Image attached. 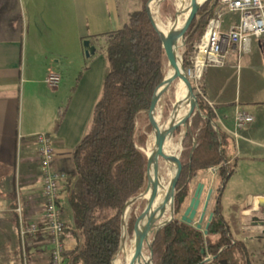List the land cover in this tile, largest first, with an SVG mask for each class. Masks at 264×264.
<instances>
[{
    "label": "crops",
    "instance_id": "obj_1",
    "mask_svg": "<svg viewBox=\"0 0 264 264\" xmlns=\"http://www.w3.org/2000/svg\"><path fill=\"white\" fill-rule=\"evenodd\" d=\"M131 13L127 10L125 15L129 17ZM125 17H120L111 0H0V264H49L50 244L46 233L41 231L22 239L17 212L19 209L25 225H42V173L34 141L37 133L46 134L51 140L52 169L68 176L62 184L59 209L66 223L63 236L66 254L71 252L74 244L69 236L74 223L66 201L73 182H69L71 151L86 131L105 68L104 57L96 54L103 41L89 45L88 38L119 29L125 24ZM236 21L235 14L226 13L223 29ZM253 40L264 52L262 36ZM252 41L249 49L241 53L250 52ZM235 53L229 46L225 63L204 71L201 88L212 106L205 102L212 111L213 125L228 136L223 150L229 162L239 165L246 161L255 170H262L260 178H264V57L260 54L255 58L257 65L253 67L263 85L249 83L245 90L236 89L228 96L229 76L219 68L225 67L228 56ZM87 55L91 59L83 69ZM50 73L61 76L56 88L45 84ZM61 108L64 114L57 124ZM239 110L247 111L254 120L236 130L234 118ZM234 131L238 138L230 134ZM216 171L217 168H209L190 184L184 209L196 184L203 185L196 218L209 191H212L211 200L215 199ZM256 195H264V182L245 191L237 203L242 218L241 241L248 253L247 241L264 248V221L260 217H264V206H259L258 213L245 215L242 211L246 199Z\"/></svg>",
    "mask_w": 264,
    "mask_h": 264
},
{
    "label": "trees",
    "instance_id": "obj_2",
    "mask_svg": "<svg viewBox=\"0 0 264 264\" xmlns=\"http://www.w3.org/2000/svg\"><path fill=\"white\" fill-rule=\"evenodd\" d=\"M136 1L138 8L122 27L88 38L89 45L103 41L96 54L104 57L105 68L86 131L71 151L69 182H73L66 201L74 223L69 236L74 246L63 257V264H111L120 241L126 195L147 176L144 118L149 97L159 84L163 51L147 17L149 0ZM218 5L219 0H208L199 8L197 20L185 35L184 69L191 65L194 45ZM160 18L174 20L171 1L160 8ZM90 59L87 55L83 69ZM196 98L200 114L192 117L181 143L182 169L174 190L173 219L152 236V264H252L245 243L231 236L221 213L222 185L234 172L223 150L228 136L220 128L215 131L211 109L199 95ZM63 114L61 108L57 124ZM209 168H217L218 186L204 234L194 224L182 222L180 214L190 184ZM127 231L130 234L129 226Z\"/></svg>",
    "mask_w": 264,
    "mask_h": 264
},
{
    "label": "built area",
    "instance_id": "obj_3",
    "mask_svg": "<svg viewBox=\"0 0 264 264\" xmlns=\"http://www.w3.org/2000/svg\"><path fill=\"white\" fill-rule=\"evenodd\" d=\"M226 13L235 14L237 21L223 29L222 22ZM263 34L264 0H219L213 17L209 19L199 41L194 45L191 65L185 69L192 88L209 107L212 106L205 99L201 88L204 71L208 67L222 66L226 61L229 46H232L233 51L239 55L249 49L253 38H259ZM60 82L61 76L57 73H50L45 78V84L50 88H56ZM253 120V116L247 111L239 110L234 118L235 129H242ZM230 134L239 137L235 131ZM34 141L38 146L42 173L44 201L42 225L37 223L25 225L18 209L19 233L23 239L44 231L50 244L49 264H63V257L66 255V243L63 240L66 223L60 213L59 200L67 174L52 169L54 149L50 138L46 134L37 133L34 135Z\"/></svg>",
    "mask_w": 264,
    "mask_h": 264
},
{
    "label": "water",
    "instance_id": "obj_4",
    "mask_svg": "<svg viewBox=\"0 0 264 264\" xmlns=\"http://www.w3.org/2000/svg\"><path fill=\"white\" fill-rule=\"evenodd\" d=\"M167 1H171V0H149L147 3V8H146L148 20L152 28L154 29L155 33L159 37V40L161 43V49L163 51V54L161 56L159 84L154 90V92L152 93V95L149 97L148 109L146 110V114L144 118V127L147 132L149 144L152 145L155 149L154 165H153L152 170L149 171V158H148L147 151H145V154L147 156V162H148L147 176H146V179L142 183L135 186L126 195L125 202H124L121 214H120V241H119V245L116 250V253L111 261V264H113L117 260H119L121 264H126L124 260V250L128 246V243L126 244L122 243V235L124 233L125 234L128 233L127 218H128V213H129V206H128L129 198H131V208H130L131 211L137 213L136 200H137L139 191L146 186H152V187L155 186L161 176L163 169L172 160L176 162L177 166L174 171L171 185H170L171 214H170V217L167 219V221H165L163 225L160 226L156 231L160 230L163 226H165L167 223H169L173 219V197H174V190L178 182V179L180 177V173L182 169V164L179 160L180 152L182 149H180L179 153H177L176 149L173 151L171 148V143H169L167 140H160L155 130V127L160 125V124H156L155 120L158 119V123H160L161 119L163 118L166 108L170 104V87L172 85L170 86L168 82L169 80L173 78V76H176L185 84V86L187 87L188 94L191 96V99L193 102V111H192L190 118H192L196 113L200 114V109L198 107L197 98L196 96L193 95L191 83L189 82L185 74V69L183 67V62H182V54H183V48L185 46V35L188 32V30L193 26L195 21L197 20L199 8L208 0H202V1L201 0H189V6L191 9L190 20L187 21L186 23L178 25L173 30V32L171 33L169 37L165 36V34L161 31V29L158 27L156 23L157 15H160V8ZM175 18H176V15L174 17V20ZM172 64H174L173 72L171 71ZM157 95L159 96V107L152 109L150 105V100L151 98H154ZM181 126L184 128V133L181 135H178L177 137L176 141L179 144V146L182 143L183 138L186 137L187 132H188V124L186 122L183 123ZM214 128L216 132H219V129L215 125H214ZM176 129L177 127H175L174 129L170 131L171 136L174 134ZM202 191H203V185L201 183H197L195 190L192 196L190 197L189 202L180 217V220L182 222H185L190 225L194 223V219H195L198 207L200 205V198H201ZM211 195H212V191H209L206 197V200L203 204L202 212L197 220V223L195 224L196 228L199 230H203L204 234L207 233V228L212 218V213H210L207 218V222L203 228L202 223H203V220L206 214L207 207L211 200ZM259 206H264V195L250 196L246 199L245 203L243 204L242 211L245 215H249L251 213H258L260 211ZM149 256L151 258V264H152L151 245L149 247Z\"/></svg>",
    "mask_w": 264,
    "mask_h": 264
},
{
    "label": "bare ground",
    "instance_id": "obj_5",
    "mask_svg": "<svg viewBox=\"0 0 264 264\" xmlns=\"http://www.w3.org/2000/svg\"><path fill=\"white\" fill-rule=\"evenodd\" d=\"M202 1V0H201ZM175 20L164 25L156 18V23L166 37H169L173 30L180 24L186 23L191 18L190 6L185 4H178ZM174 64L171 65V71L174 70ZM168 84L175 85V102L172 109L165 116L164 120H155V127L157 136L160 140H167L171 143V148L174 151L179 148V144L170 131L175 127L181 126L185 123L192 114L193 102L191 96L188 94L185 84L176 76L169 80ZM150 105L152 109L159 107V96L151 98ZM147 153L149 158V171L152 170L155 159V149L148 144ZM171 162H174L172 160ZM170 187L164 183L162 176H160L155 186H146L139 191L136 205L137 213L131 211V198L128 200L129 213L127 223L130 221L131 235H122V243H128L124 250V260L126 264H151L149 256V237L150 234L163 225L170 217ZM113 264H121L119 260Z\"/></svg>",
    "mask_w": 264,
    "mask_h": 264
},
{
    "label": "rangeland",
    "instance_id": "obj_6",
    "mask_svg": "<svg viewBox=\"0 0 264 264\" xmlns=\"http://www.w3.org/2000/svg\"><path fill=\"white\" fill-rule=\"evenodd\" d=\"M113 3V7L117 6L118 13L120 17H125L127 10H131V12L135 11L138 8V3L136 0H111ZM172 5L174 7V17L177 13V6L178 4H185V6H189V0H171ZM157 18L161 23L164 25H168L173 22V20L167 19V21H162L160 18V15H157ZM129 17H125L124 23L128 21ZM262 40L264 42V34L262 35ZM260 54L264 57V52L260 50L259 45L257 42L252 41L250 52H244L237 55L231 54L228 56V62L225 67L219 68L224 73H226L229 76L228 82L226 84V93L228 96L233 95L235 90H245L246 87L249 85L255 84V85H263V81L258 78L257 72H253V67L257 64L255 63V58H257ZM251 67V70H250ZM207 70V69H206ZM208 70H213V68H208ZM250 81V82H249ZM175 91L176 87L175 85H172L170 87V109H172V104L175 102ZM193 95L196 96L197 92L192 88ZM168 111V112H169ZM168 112L163 115V120L165 116L168 114ZM192 118H189L186 123L189 124ZM180 129V132L175 135L176 131ZM184 133V128L182 126L177 127L173 134V138L177 140L178 135H181ZM149 144V141H147L146 145V151L147 146ZM180 149H182V146L180 144L179 148L177 149V153H179ZM242 161V160H241ZM239 165H236V163H233L234 167V174L227 179V181L222 185L221 190V205H222V215L224 220L226 221L229 232L231 236L236 240L242 239L241 234V216L239 215V211L237 208V203L239 199L243 196L244 192L249 190L250 188H256L263 184L264 178L260 172L259 168L255 167L253 168L252 165L246 161H242L238 163ZM176 162H170L165 168L163 169L161 176L164 181V183L168 184L169 187L171 185L172 177L174 174V171L176 169ZM235 166L236 171H235ZM256 172V173H255ZM201 175V173H200ZM210 175V174H209ZM212 177V174L210 175ZM209 178V177H208ZM217 179V178H216ZM216 186V184H215ZM212 198V196H211ZM214 201L211 200L209 202V205L206 210V214L202 223V227L204 228L207 218L209 214L211 213V209L213 207ZM184 211V209H183ZM183 213V212H182ZM180 214V216L182 215ZM170 214H171V203H170ZM261 219L264 221V217L260 216ZM247 218V217H246ZM198 218L194 219V225L197 223ZM247 223L249 221H246ZM130 228V234L131 235V226L130 221L127 224ZM157 229H155L149 237V247L152 242V236L156 232ZM249 245V256L252 259L253 264H262L264 261V248L256 247V244H252L250 241H247Z\"/></svg>",
    "mask_w": 264,
    "mask_h": 264
}]
</instances>
